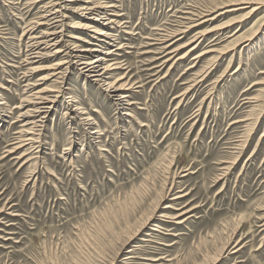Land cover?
<instances>
[{
	"label": "rangeland",
	"instance_id": "1",
	"mask_svg": "<svg viewBox=\"0 0 264 264\" xmlns=\"http://www.w3.org/2000/svg\"><path fill=\"white\" fill-rule=\"evenodd\" d=\"M50 1L0 0V264H264V0H61L65 44L121 64L105 83L77 64L52 77L64 53L27 59ZM84 5L113 36L75 26L93 22ZM165 30L173 47L206 34L164 63ZM40 88L64 92L18 144Z\"/></svg>",
	"mask_w": 264,
	"mask_h": 264
},
{
	"label": "bare ground",
	"instance_id": "2",
	"mask_svg": "<svg viewBox=\"0 0 264 264\" xmlns=\"http://www.w3.org/2000/svg\"><path fill=\"white\" fill-rule=\"evenodd\" d=\"M52 1H50L47 4V6L44 7L45 14L43 12V9L41 8L42 9L41 18L43 20L45 19V22H41V23H39V25H41V26L47 25V28L45 27L46 28L45 30L37 31V29H39V27H40L39 26L34 31L35 34L30 36L29 41H28V46H27V57H28L27 59L31 60V62H33V63H36L38 61L43 60L44 58H46L49 55H59L61 53H64V56L59 61L55 62L53 65H50L51 67H49V69L52 70V73H51L52 77H57L59 79H65V76H66L65 72H66L67 68L72 67L74 64H77V65H80L79 69L83 74H87V75L90 74V76H92L96 82L105 83L108 79V75H109L110 71L117 69V68H122L121 64L119 65V62L112 61L114 59H110V58L105 57V55L107 53H112L113 50H108V52L98 54L91 59H89V58L87 59V55H88L87 53L89 51L97 50L96 48H91V49L87 48V47H82V48H77V49L76 48L75 49L69 48V45L65 44V42H64L65 38H64L63 30H58V28L60 26H62L60 24H63V23H59V22H62V20L59 17L65 16L63 14L60 6H59V4H61V0H54L53 2ZM244 3H249V2L240 1V2H234L231 4L225 5V7H223L224 9L221 12H219L216 16L213 15V12L209 13V14L207 13L203 16L205 18L203 20H201L200 23H198L197 25H203L208 21L215 20L218 16H220L222 14H226L228 12H233L235 10H239V9L245 7L242 5ZM112 6L113 5H109V7H112ZM257 8H258L257 6L251 7L249 10V14L253 13ZM74 10L80 11V13H82L84 15H86V14L91 15L88 17V20H93V22H90V23L88 21L82 22V23L75 24V26H78L81 29L92 31V32L98 34L100 37L103 36V37L109 38L108 36H113L111 32H109V31L107 32L105 30H102L100 28L98 29V28H95L93 26V23L99 22L98 19H96L92 16L96 12V11H94V7H89V6L84 5V6L78 7L77 9H74ZM185 19H189V18L185 17ZM111 22H114V20H112ZM35 23H37V21ZM104 24H108V23H104ZM197 25H188L183 30H181V28H178L175 30L177 31L178 35H182ZM213 30H217V29L212 28L208 32L213 31ZM59 34H61L60 37H59ZM205 34H206L205 32H201V31L196 32V34L194 35V37L192 38V40L190 42L191 44L192 43L193 44L195 43V44L192 45L190 47V49L187 50L186 52H181L182 48L184 49V47H186L187 45L190 46L189 45L190 43L183 44V45H180L177 47H173V44H175V42L177 40L179 41L180 38H182V36L176 38L175 40H173L169 43H167V41L172 37L173 34L169 30H165V32H163V34H161V36L158 38L159 44H161V47H159V48H161V52L163 53L162 56L167 57V59L165 61L163 60L164 63H167L173 59L176 61H180V60L185 59L189 55V53H192L193 51L198 49L199 46L201 45V43H203ZM230 36H233V35H230ZM95 38H97V37H95ZM76 39L85 40L81 36H76ZM100 40L103 41L104 38H100ZM233 45H236V44H233ZM121 47H119V48H121ZM226 48L227 47H223L221 49H214L213 48V49H210L208 51L204 50V52L195 56L194 59L196 60V59L204 56V54L209 53V52H217V53L222 55L226 52V50H227ZM78 49H80V50H78ZM106 60H108L107 61L108 64L105 66H102V64L105 63ZM32 71L33 72L35 71L34 68H32ZM48 78H49L48 76L43 77V80L48 79ZM123 78H124L123 76L120 77L119 79H117V81L115 83L118 84V82L123 80ZM115 83L110 84L108 87H110V88L115 87ZM125 83L126 82L122 83V85ZM121 86L117 87L116 90L123 88ZM63 92H64L63 89L62 90H59V89L55 90L52 88H49V89L48 88H40V89L32 92L33 97L31 99L25 100L26 102L32 104L33 106L31 108L25 109L24 111L21 112V114H19L20 115L19 118L22 116L24 118V120H21V121H23L22 126H21V130L17 132L20 134V137H23V138H21L22 140H20L18 144H28V145L33 146L35 142H38L37 141L38 139L35 136L37 134L35 131V128L37 126H39V124H40V122H42L43 118H45L46 115L53 110L57 99L59 98L60 94ZM244 92H245V90H244ZM116 96H117L116 97V104L118 106L122 107L125 104L124 101L126 100V98L129 95L124 93V92H118L116 94ZM14 108H18V106L14 107ZM41 114H43V115H41ZM128 114H130V113H128ZM233 124H234V122H233ZM97 132L98 131L95 130V133H97ZM22 141H24V143H22ZM19 146H23V145H19ZM182 196H184V195H178L174 198H180ZM185 212H187V211L181 212L179 215L172 217V219L180 218V216H182ZM189 217H191V216H189ZM169 218H171V217H169ZM182 222L183 221H180V219H179V223H182ZM137 245H139L138 248L143 246V244H137ZM130 252L133 253L134 251L130 250ZM133 258H135V255H133V254L128 255L126 257V260H125L126 263L125 264H132L133 261H131V259L133 260ZM143 258L146 260H152V261H158V260L163 259V257L151 258V257H146V256H144Z\"/></svg>",
	"mask_w": 264,
	"mask_h": 264
}]
</instances>
